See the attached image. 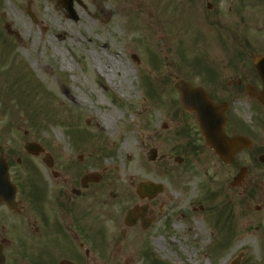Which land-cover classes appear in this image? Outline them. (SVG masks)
Listing matches in <instances>:
<instances>
[{"label":"rangeland","instance_id":"374dc122","mask_svg":"<svg viewBox=\"0 0 264 264\" xmlns=\"http://www.w3.org/2000/svg\"><path fill=\"white\" fill-rule=\"evenodd\" d=\"M61 1L0 0L2 149L13 146L14 164L21 157L26 165L23 145L37 142L56 162L90 165L100 172L106 192L97 196L99 237L100 222L119 236L126 210L133 203H149L136 194L139 181L163 186L150 200L153 227L145 236L139 226L132 228L134 242H121L120 256L109 264L126 259L134 264H153L154 259L159 260L155 264H229L240 252L239 264H264L259 154L249 165L252 185L231 188L226 178L221 189L206 184L198 190V182L180 175L191 172L179 171L173 162L175 146L185 137L178 133V115L173 118L179 103L172 88L176 77L201 83L209 69L230 74L235 65L250 67L251 56L264 50V0H81L82 5L73 4L76 20L65 16ZM252 121L258 136L264 114L258 111ZM260 144L261 135L255 140ZM150 148L157 149L153 162ZM134 165L136 177L129 175ZM199 198L205 200L197 204ZM183 210L189 219H204V240L194 236L191 224L182 231L173 228ZM246 233L251 239L244 243ZM160 238L162 252L154 244ZM166 251L169 258L163 257Z\"/></svg>","mask_w":264,"mask_h":264},{"label":"flooded vegetation","instance_id":"af4514ba","mask_svg":"<svg viewBox=\"0 0 264 264\" xmlns=\"http://www.w3.org/2000/svg\"><path fill=\"white\" fill-rule=\"evenodd\" d=\"M243 65L233 66L230 74L220 67L209 69L201 83L185 79L205 90L214 105L210 115L217 121L223 119L221 131L228 140L221 145V157L207 145L196 114L186 112L180 106L175 111L173 118L178 115L180 121L177 127L182 126L178 133L185 138L176 144L177 154L173 162L179 171L191 172L187 176L178 174L188 181L198 182V190L206 184L221 189L226 178L231 188L246 183L252 185L255 179L249 177V165L255 162L258 154L263 157L261 164H264V144L255 145L256 138L264 136V129L257 136L252 121L256 112L264 114L263 85L255 69ZM216 127L221 129L220 122ZM236 137H242L244 143L237 145L230 141ZM14 152L13 146L2 149L0 145V155L7 164L10 181L0 188V264H61L65 261L71 264H109L120 256L124 248L121 242H134L135 237L130 235L132 228L139 226L140 233L145 236L153 227L156 217L150 213L148 200L149 203L142 206L133 205L136 207L134 226L120 230L117 236L105 227V222H100L103 230L99 237L97 196L106 192V187L101 185L105 182L103 175L100 173V177H96L93 173L98 171L90 165H65L56 162L53 156L46 163L44 148L27 152L26 165H21V157L16 158L15 165ZM242 154L247 157L241 159ZM242 163L248 166H241ZM241 171L242 179L231 184ZM188 191L189 197L193 190ZM253 191L255 189L250 188L249 193ZM199 200L205 199L199 198L197 204ZM196 206L189 209L202 212ZM181 213L184 215V210L177 216ZM142 216L146 219V229L142 228ZM218 217L217 222H220ZM124 262L134 264L130 259Z\"/></svg>","mask_w":264,"mask_h":264},{"label":"water","instance_id":"95a60500","mask_svg":"<svg viewBox=\"0 0 264 264\" xmlns=\"http://www.w3.org/2000/svg\"><path fill=\"white\" fill-rule=\"evenodd\" d=\"M78 1V0H77ZM73 0H63V7L67 11V17L76 19L75 11L72 8ZM254 66L257 69L258 75L260 76L264 85V52L261 57H253ZM174 86L180 94V100L182 106L188 111H194L197 115V120L199 122L200 128L202 129L207 143L212 147L218 154L220 152V147L222 140L218 136V130L214 131L216 125L219 124L220 120L217 121L216 117L210 115L212 106L207 100V96L202 88L193 87L190 83L182 80L176 79ZM165 127V124H163ZM242 139H235L234 141L240 142ZM25 149L28 151H33L36 149V145L32 143H26ZM156 151L154 149L150 150L149 160L155 159ZM241 176V175H240ZM238 176V177H240ZM8 175L7 166L3 159L0 157V188H4L8 185ZM162 190L161 185H154L149 182L140 183L137 186V193L141 196H147L149 199L152 198L157 192ZM132 210H129L125 216L124 223L128 226L133 225L134 221L132 219ZM144 222V220H143ZM239 257L233 260L230 264H238Z\"/></svg>","mask_w":264,"mask_h":264},{"label":"bare ground","instance_id":"6f19581e","mask_svg":"<svg viewBox=\"0 0 264 264\" xmlns=\"http://www.w3.org/2000/svg\"><path fill=\"white\" fill-rule=\"evenodd\" d=\"M9 10L12 11V7L9 6ZM15 17V19L18 21V22H21L20 18L17 17L15 15V13H12ZM102 74V72H101ZM105 77H106V80L108 83H110L111 81V77L108 76L107 74H105ZM113 78V77H112ZM66 93L69 94V90L67 88H64ZM68 97L70 99H73V97H71V95H68ZM105 124L109 127L110 126V123H109V120L106 118L105 119ZM58 139H59V136H58ZM126 142L128 140H125ZM137 169L138 167L137 166H132L129 168V175L132 176V177H136L138 176V172H137ZM178 197V195H177ZM184 221H186L187 223H185L186 225H189L191 224L192 226V230L194 232V236L195 237H201L202 240H204L206 238V235H207V231L205 230V226H204V221L202 218L200 217H196V218H192V219H188L187 217H184L183 213H181L179 216L175 217L174 219V223H173V228L176 230V231H182L183 229L186 228V226L184 225ZM251 239V234L249 233H246L243 237H242V240L244 241V243L250 241ZM172 240V238L170 239ZM154 244L156 245L157 247V251L159 252H162V251H165V247H164V244H163V241L162 239H156L154 240ZM163 257H166V258H169L170 257V254L169 252H165L163 254ZM205 257V256H202V258ZM203 260V259H202ZM204 264H208L205 260H203ZM221 262V260H219V263ZM199 262L198 261H195L194 264H198Z\"/></svg>","mask_w":264,"mask_h":264}]
</instances>
